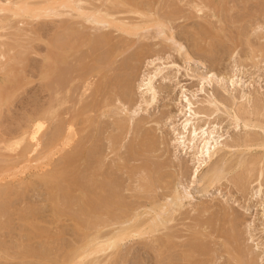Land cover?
Here are the masks:
<instances>
[{
    "label": "rangeland",
    "instance_id": "1",
    "mask_svg": "<svg viewBox=\"0 0 264 264\" xmlns=\"http://www.w3.org/2000/svg\"><path fill=\"white\" fill-rule=\"evenodd\" d=\"M8 1L11 2L10 0H0V4L8 5ZM12 1L16 2L18 0ZM36 1L39 0H31L29 2L33 3ZM220 1L222 4H220ZM125 2L123 0H99V10H111L113 18H137L140 21H144V18H162L167 25L165 34H168L166 36L174 38V41L163 40L164 36L157 35L159 31L157 28H146L145 24H139L142 27L140 35L128 36V39L133 41V46L123 57L117 60L119 67L116 66L117 69L114 68V71H116L117 78L118 76L129 77V80L127 78L126 80L128 83L130 82L131 90L128 93L133 97V104L130 107L126 106L128 110L124 112L123 101L113 98V100L111 99L112 101L109 100L111 103L106 108L108 106L115 107L118 113L106 111L103 115L96 116L92 126L87 127L88 129L85 128L87 129V132H84L86 135H82V142L75 150L74 156L81 158L86 150L88 158L85 161L76 163L75 177L82 182L83 187H86L84 182L88 177L86 176L87 172L89 169L96 170L99 167L106 175L109 174V177L111 175L112 182L115 184L112 183V188H119V190L115 189L120 191L123 201H126V203L134 201L132 204L140 202V206H146L150 201L155 200L156 197H161L167 191L172 190L171 187L175 188L177 183L181 182V187H186V190L190 192L191 200L189 202L195 211L192 210L191 205L188 206V201H185V207L174 216L175 221L169 223L170 225L168 224V232L173 235L171 241L174 248L172 249L173 251L166 253L168 255L162 254L158 257L156 250H154L156 243H153L152 240H155L153 237L135 239L120 248L119 255L116 254L114 257V264H167L168 261L166 260L169 256L174 259L183 249L195 242L202 243L206 249L204 252L199 253L200 255L194 256V262H197V260L200 262L201 260L202 264H238L232 259L233 256H236L233 250L235 245L233 243L229 245L230 243L226 242L223 234L224 231H232L234 227H236L234 228L236 229L235 231L238 230L237 233H240V235L238 233L239 238L237 235L241 243L239 245H243L244 249L246 247L247 253L250 250V254H246L245 249L247 257L243 259L245 261L246 259H252L253 264H264V176L261 179L257 177L259 170L263 167L262 162L264 160L261 162L262 166L257 164L255 170L253 169L254 172H251V175L249 174L251 181L248 182L246 189H242L238 185L239 175L244 171L240 168L228 174L219 183L214 184L216 186L213 185L203 191L200 189V184L198 185L194 179L197 162L193 158V152L179 145L176 137L177 129H180V122L184 119L183 116H185L187 110V103L184 97L191 98L193 102H196L194 110L198 109L202 113L197 125L199 127L203 126V128L210 127L208 130L216 129L217 134L223 136L225 141L231 143L239 138L258 141L264 137V134L258 128L245 129L243 126H236L234 119L229 118L228 113L230 112L228 111L227 113V110L221 107L220 104L219 111H215L213 106L206 103V101H209L210 95L213 94L217 100L220 99L218 101H221L220 103H223L225 107L229 109L232 107V110L236 108L235 111H244L246 107L245 111L249 109L247 112H250L258 108V110L250 112L252 115L250 113L246 114L244 111L245 117L249 115L247 118H250L252 116V122L254 117V122L259 118V120H264L263 117H260L262 113V116H264V0H132L131 2H126L127 4ZM84 3L81 6L90 10V7L87 8L88 6ZM134 7L136 8L134 9ZM67 9L56 8L51 13V16L41 18H13L7 12H0V26H15L23 30L29 39H32L26 50L21 49L20 52H16L18 51L17 49L5 57L2 55L4 49L2 45L5 44L4 41L7 42L8 40L5 38L6 31L0 30V84L9 77L6 69L10 66L14 70L16 69L14 74L17 73V76L14 79L18 83L16 84L15 80L13 83L8 82L7 85L4 84L5 82L2 84V87L5 86L4 88L11 84V86H14L16 93L12 94L11 91L14 90H11V96L7 103L5 105L1 104L3 105L2 107L0 105V132L6 135L8 133V136H10L9 134L12 135V133L19 135L25 130L29 120H32L34 115L40 110L46 108L52 94V85L46 87L45 80L40 76V68L43 56L46 54V43L59 33L57 30L59 24L62 22L66 24L72 23L71 25L73 26L74 24V28L83 34L85 33L84 35L88 32L89 34L94 33H92L93 30H89V28L92 29V25L81 20L80 18L82 17H79L78 12L76 13L74 10L73 12L70 8ZM133 13L136 14L134 15ZM105 31L117 35L122 34V32L114 31L113 29H104L103 32ZM101 32L97 31L94 34L98 35ZM209 34L215 35L212 37ZM179 45L183 47L181 53L176 50ZM100 49L101 51L105 50ZM137 52L145 54L141 55L140 59L137 58L138 60H134L135 57L128 60L134 53L136 56ZM96 53L99 54L100 52ZM101 53V58H104L106 54L103 55ZM16 56L19 60L14 61L11 59L12 57L16 58ZM20 58L25 60L23 59V63L17 64V62H20ZM89 62L91 63L87 59V63ZM161 64L166 69L154 79L153 83L157 90V96L155 101L150 102L148 95H145L146 91L143 90L145 87H141V85L145 82L144 76L148 75L149 72L152 73L154 68L162 66ZM122 66H126V68L123 69ZM127 67L133 71L129 72V68L126 70ZM211 75H215L219 82L216 78H213V82L211 81L210 85L211 91H209L207 86H203L202 78H208ZM113 79L116 81V78ZM87 81V79L76 80L71 97L77 96V99L81 95V91ZM231 81L234 82V86L231 85ZM202 89L203 92L200 91ZM224 89L228 92H225L226 90L224 91ZM6 90H9V87ZM240 91L247 95L250 94V97H248L250 103L247 100L248 98L245 101L244 98L241 99L239 97L242 94ZM231 94L236 98L235 103L231 100ZM144 97L147 104L141 103ZM250 98L257 101L254 100L253 102ZM241 104L245 105L242 106ZM67 105L69 106L70 103L68 102ZM65 106H62L61 108L63 109L60 110L64 112L61 115L63 122L70 118L68 114H65V111L67 110L69 113L70 109H73L72 106H67L68 108ZM96 111L98 112L99 110ZM128 111H135V113L132 115V112ZM255 111H258L256 113H259V111L262 113H259L258 117L254 113ZM97 112H95L96 115ZM95 113L93 112V114ZM83 115L85 119V113ZM203 115H209V118ZM130 116H133L134 120L127 119ZM61 119H52L45 128L40 137V145L44 149L51 144V141L53 142L57 135ZM78 119L79 121L81 120L80 115ZM84 123L81 120L74 127L76 130H80ZM143 140H146L144 145L150 148L144 152H142V149L138 152L140 143ZM3 145L0 143L1 156L2 153L7 154L6 149L13 148V145H4V147ZM14 149L15 147L13 148V153L15 154L16 149ZM251 149L249 154H247L250 157L253 156L252 154L260 156L264 151L263 149H255V147ZM13 153L11 152L10 154L14 155ZM2 157L0 158V165L3 160ZM63 157L53 155L50 162H43L42 169L39 168V170L32 173H20L22 176L18 175V179L17 177L15 179L10 177L12 179L10 180L7 177L10 181H7L6 185L0 190V192L3 191L0 193L2 194V196L0 195V214L3 213V221L0 222L3 227V231L0 232V246H9L8 249H11L21 240L20 235L22 234L24 222L20 219L21 216L19 214L21 212L23 215L24 212L25 216H30L33 219L32 225L34 224V228L36 227L35 231L39 233L36 232L35 242L31 244L33 246L37 244L36 248H34L37 249L38 247L43 253L44 249L48 252L45 250L43 259H34L28 256L24 262L36 261L40 264H47L46 261L50 260L48 257L50 256V258L54 257L53 260H50L51 264H64L74 254V251L88 240L90 233L87 228L78 225L74 221L77 215L76 219H80L79 221L81 222L86 218L83 216L85 215L83 203L86 199H75L63 194L68 187L67 184H64L65 182L63 184L60 183V179L58 181L61 187L59 185L58 187L61 191L59 189L58 191L53 190L52 187L54 184L52 181L58 178L59 170L56 169H60L61 165L59 166V164ZM97 161L101 165L98 166L96 164ZM71 167L69 166V168ZM153 168L158 169V172L157 170L155 171L160 174L161 178L157 179V176H154L157 180H154L153 184H149V170H153ZM53 170H56V174L51 173ZM100 170L99 172L102 173ZM41 171H43V174L38 175ZM73 172L71 170V174ZM66 179L70 183L69 177ZM260 180L263 186L259 183ZM50 182L51 184H49ZM259 184L262 186V191L258 194ZM148 187L152 188V192L147 193ZM55 191L58 192L56 196ZM115 192L117 191L115 190ZM3 193L6 194L5 198ZM59 193L62 194H60L62 197ZM96 194H99L98 190H96ZM70 197L74 201L69 199ZM54 202L57 206L53 205ZM53 206H56L55 209ZM57 207H59V213ZM80 208H83V212ZM68 209L72 211H67ZM11 210H15L17 215ZM28 211H30L31 215ZM55 211L58 213L56 216ZM26 212L27 214H25ZM66 212L72 213L71 216L74 219ZM32 213L35 216L34 218ZM4 218H7V220ZM233 219L238 221L232 222ZM206 222H208V225H206ZM193 229L198 233H196L198 237L193 235L194 231L191 232ZM40 230L43 231L44 235L39 232ZM221 231L223 232L221 233ZM48 233L50 234L49 236ZM40 234L45 242L41 240ZM160 234L157 235L161 236ZM51 235L56 237L52 238ZM37 237H41V239H37ZM143 240L144 242H142ZM38 243L43 249H40L42 247ZM45 243H47V247ZM146 243L153 244H150V246ZM48 244L52 248H48ZM168 246L166 248H170ZM52 249L58 252L57 255L55 254L56 251L53 254ZM161 249L163 251L166 250L164 248ZM229 250H232L234 254L229 255L231 254ZM10 251L11 253L7 252V255L9 254L11 258L8 257L9 255L6 256L5 254L2 256L0 254V264H28L22 263L19 256L12 250ZM227 251L230 253L228 254ZM12 254H14V259ZM102 255L106 256L108 254ZM102 255L97 254L94 257H90L89 260L95 259L99 262L100 259L105 257H101ZM45 258L48 259L46 260ZM179 258L180 256H178V260L176 259L177 264H179ZM242 263L239 261V264ZM180 264H184L181 259Z\"/></svg>",
    "mask_w": 264,
    "mask_h": 264
},
{
    "label": "bare ground",
    "instance_id": "2",
    "mask_svg": "<svg viewBox=\"0 0 264 264\" xmlns=\"http://www.w3.org/2000/svg\"><path fill=\"white\" fill-rule=\"evenodd\" d=\"M10 1L11 2L8 1L7 2L8 5H5V6L4 4L3 5L0 4V12H7V14L13 18L14 17L41 18V17H45L49 15L51 16V13L56 8L58 9L60 7L62 9L70 8L71 11L74 10L76 11V13L77 12L79 13V17H82L80 18L81 20L92 25V29L89 28V30H93L92 33L93 32L96 33L97 31L103 32L104 29H113L114 31L122 32V34L117 35V34H113V33L105 31L106 33L101 32L102 34L100 33L98 35H95L94 33L89 34V32L86 35H84L85 33L83 34L80 31L76 30V28H74V24L73 26L71 25L72 23L66 24L62 22L59 24V26L57 27V30L59 31V33H57L55 37L48 40L46 43V47H47L45 49L46 54L43 56V60H42L43 62L40 68V76L42 77V79L45 80L46 87L47 86L49 87V85H52V94L50 96V100L48 101L46 108H43V110H40L38 113H36L33 119L29 120L25 130H23L19 135L12 133V135L9 134L10 136H8V133L6 135L5 133L0 132V141H1L0 143H2V145L4 144L5 146L13 145V148L15 147L16 149V153L14 154L13 148H11L12 151L9 148L8 149L5 148L7 154L2 153L3 157L0 155L3 158V160L1 159L2 162L0 165V190L6 185L7 181L12 180L10 177H14L15 179L18 175H21L20 173H27V172L32 173L33 171L35 172L39 170V168L42 169L41 167L43 165V162L44 161L50 162L53 155L64 156L59 164V166L61 165L59 167L60 169H56V170H59L58 178H55V180L52 181V183H54L52 186L53 190L58 191L59 181L62 184L65 182L64 184H67L68 188H66L65 191L63 190L64 191L63 194H66V196H71L72 198H75V199H83V200L86 199L83 203L85 208L82 206L84 208L83 211L85 214L83 216L86 217L84 221L81 222L79 221L80 219L79 220L76 219L78 215L74 219V217L71 216L72 213L70 214L68 212L66 213H68L74 219V221H76L78 225L82 227H86L90 233L88 236V240L85 243H83L81 246H79L77 249L75 248L76 250L74 249L75 250L74 254L72 253L73 255H71V257H69V260H67L64 264H100V263L111 264L112 262L114 264V261H113L114 257L116 256V254L119 255L120 248L124 244H126L127 242L134 241L135 239H149L150 237H153L155 239L152 241L153 243H156L155 246L153 245L156 248L154 249L153 246L152 248L156 250L155 252L158 254V257H160L162 254H166L167 252L169 253L170 251H173L172 249L174 248L172 246V241H171L173 235H171L168 232L167 226H169L170 225L169 223H171L172 221H175L174 216L180 213L181 210L185 207L186 205L184 203L185 201H188L189 203L188 206L191 205L189 202L191 200L190 192L186 190V187L185 188L181 187L182 186L181 182H178L175 188L171 187L172 190L167 191V193H165L161 197H158V198L156 197L155 200L153 199L152 201H150L146 206L144 205L140 206L139 205L140 202L138 203L136 201H135L136 204H132V202L134 203V201H131L130 202L131 204H130L128 202L126 203V201H123L124 199L122 198V196H120V191H118L119 188L115 187L118 190L115 188H112L113 180H112L111 175H110L111 177L110 178L108 176L109 174L106 175L104 172H102L99 169V167H97L96 170L89 169L86 175L88 176L87 180L84 182L86 187H83L82 182L75 177V167H76L75 165L79 161H83V160L85 161L88 158V156L86 155V150L83 152L81 158H77L74 156L75 150L77 149L79 144H81L82 142V138H81L82 135H86L85 133L87 132V129H88L87 127H89L90 125L92 126V123L95 122L96 116L103 115L104 112L106 111L118 113L115 107L108 106L106 108V106L111 103L109 100L111 99L113 100V98H116V99L123 101L122 103H123L124 112L125 110H128L127 107H130V105L133 104V97L128 93L131 90L130 82L128 83L126 80V78L129 80V77L120 76L122 77L120 79V77L118 76L117 78L116 71H114V68L117 69L116 66H118L117 60L123 57V55L133 46L132 44L133 41L128 39V36L129 35L138 36V34L140 35L142 27L139 24H145L146 28H151V29L152 27L157 28L159 30V31L157 30L158 31L157 35L162 36V37L164 36L163 40L173 42L174 38L166 36L168 34L167 32H166L167 34H165L167 25L164 23L162 18H152V19L144 18V21H140L137 18H125V19L113 18L112 17L113 12L111 10L109 11H106V10L100 11L101 9L99 10L100 8L99 0H85V1L83 0H61L57 2L52 1V0H39L33 3L29 2L31 0L29 1L28 0H18L16 2L12 0ZM123 1L131 2L132 0H123ZM83 2H85L84 4L88 6L87 8L90 7V10L86 9L85 7L84 9L81 6ZM220 4H222V2ZM135 8L136 7H134V9ZM0 30L6 31L5 38L8 40L7 42L4 41L5 44L2 45L4 47L3 51L5 50V52L2 51L3 56L7 57L8 55H10L11 52L13 51L15 52L17 49L18 51L16 52H20L21 49L26 50L27 47H29V44L32 39H29L27 34L23 30L18 29L15 26H7V27L0 26ZM209 35H212V34H209ZM214 35L215 34H213L212 37ZM81 47L82 48L84 47L85 50L83 49L84 50L83 51ZM100 48L105 49V50L101 51ZM176 50L177 52L181 53V51L183 50V47L179 45L176 48ZM96 52L98 53L103 52L101 54L103 55L106 54V56L105 57L103 56L104 58H101L102 56L100 55V53L97 54ZM142 52H139V53L137 52L138 54L136 53V56L134 53L133 56L129 57L128 60H130V58L134 59V57H135L134 60H138L137 58L140 59V56L145 54V53L142 54ZM19 55L21 56L20 53ZM97 57L100 59H98ZM11 59L14 61L15 60L17 61L18 58L16 56V58L12 57ZM23 59L20 58V62H17V64L18 63L20 64L21 62L23 63ZM87 59L91 61V63L89 62L90 65L89 63H87ZM122 68L125 69L126 66L125 67L122 66ZM128 68L129 67H127L126 70H128ZM131 69L133 68L131 67ZM165 69L166 67L163 65L157 68H154V71L152 70L153 71L152 73L149 72L148 75L146 74L144 76L145 82L143 84L141 82L142 84L141 87L142 86L145 87L143 90L146 91V94L145 92L144 94L148 95L147 97H149L148 100L150 102L155 101L156 96H157V90L154 87V83H153L154 79L157 75H160ZM15 70L11 66L8 67V69H6V72H8L9 77L6 78L7 80L5 79L4 81L5 83L3 82L4 84L7 85L8 82L10 83L15 82L16 79L14 78L17 76V73L14 74ZM111 70H113V72H111ZM130 71H133V70H130L129 68V72ZM113 78H116V81H114ZM213 78L214 79L216 78L215 75H211L208 78L207 77L202 78L203 86H207L209 88V91H211L210 85H211V81ZM79 79H87L88 81L86 82L84 88L82 89L81 95H79V97L76 99L77 96L71 97V94H72L71 92L73 89L74 82ZM216 79L218 81V78ZM3 83L0 84V105L1 104L5 105L7 103V100H9L11 96L10 94L11 92L12 94L16 93L15 92L16 90H14V86H11L10 84V86H7V88L9 87V90H6L7 88H4L5 86L2 87ZM16 84H18L17 80H16ZM231 85L232 86L235 85L233 81H231ZM105 88H107L106 90L108 91L106 90L104 91ZM11 90H14V91H11ZM225 90L226 89H224V91ZM200 91L203 92V89ZM225 92H228V91L226 90ZM240 93L242 94H240L241 96L239 97L241 99L244 98L245 101L248 100L249 102L248 97H250V94L247 95L246 93L241 92V91ZM210 96H209L210 97L209 101H206V103H208L210 106H213L214 107L213 109L215 111H219L220 109L219 104H220L221 107L227 110V113L228 111L230 112L228 113L230 116L229 118H232V120L234 119L236 126H243V128L245 129H249L251 127L258 128L260 131H262V134H264V120H259L260 119L259 118V119H256V121L254 122L255 120V117H254V120L252 122L251 120L252 116L250 118H247L249 115L248 116L246 115L247 117H245L244 111L246 110V107L244 108L245 109L244 111L240 110L242 107L239 109L240 111L238 110L235 111L236 108L233 109L234 110L233 111L232 107L230 109L225 107L223 103H220L221 101H218L220 99L217 100V98L214 97L213 94ZM184 98L187 103L186 105L187 110H186L185 116H183L184 119L180 122V129L179 128L177 129V136H176L177 143L186 149H190L193 152V158L197 162V165L195 166L196 168L194 171V179L197 181L198 185L200 184L201 186V187L199 186L200 189H202L203 191L206 190L208 187H211L214 184L219 183L222 179H225L226 176L230 174L231 172H233L234 170H237L240 168H242L244 171H242L243 173L239 175L238 185H240L242 189L244 188L246 189L248 182L251 181V179H249V177H251L250 173L254 172L257 164H260L262 166L261 162L262 160H264L263 158L264 151L261 154L262 156L261 155L257 156V155L252 154L253 156L250 157V155H247V154H249L250 149L254 147L255 149L264 150V137H262L258 141L249 140V139L242 140V138L241 139L239 138L240 140L239 139L237 140L235 138L237 141H235L234 139L235 142H231V143L227 142L223 139V136H220L217 134L218 132L216 131V129L213 128L214 130L213 129L208 130V128L210 127L203 128V126L199 127L197 125V121L199 120L202 113H200V111L197 108H196L197 110H194L195 109L194 105H196V102H193L191 98H188V97H184ZM251 99L252 98H250V100ZM231 100L233 103H235L236 98L232 95ZM68 102L70 103L69 106L67 105ZM141 103L147 104L145 97L143 98ZM3 105H1V107ZM64 105H66L65 107L72 106L73 109H70L71 111L69 113L67 110H66L67 112L65 111V114H68L70 118L67 121L64 120L63 122V120L61 119V115L64 112L60 110L63 109L61 107L62 106L64 107ZM256 109L258 110V108H255L254 110ZM96 110H99V111L97 112ZM254 110H251V111H254ZM135 111L133 112L128 111V112H132V115H133ZM247 111H249V109ZM247 111H245L246 114L251 112V111L250 112H247ZM260 111L259 113L261 114L262 112ZM93 112L94 113L97 112V115L96 113L93 114ZM256 112L258 111L254 112L258 116L259 113H256ZM84 113L86 116L85 119L83 118ZM250 114L252 115V113ZM262 114L260 117L264 118ZM79 115L83 123L84 122L86 123V126L84 123L83 127H81L80 130H76L74 125L81 121V120L79 121L78 119ZM203 116H206V117L208 116L209 118V115H203ZM132 117L131 116L127 117V119L130 118L131 120L134 118ZM52 119H61L60 120L61 122L59 124L60 126L58 127L59 129H58L57 135L56 134H55L56 136L54 135L55 138L53 142L51 141V144L50 145L48 144L49 146H46V148L44 149V147L42 146L43 147L42 148L40 145V137L42 136L45 128L48 126V124L50 123ZM97 122L99 121L97 120ZM144 144H146V140L141 141L138 152L141 149H142V152H144L150 148V147H146V145ZM42 149L44 150L42 151ZM11 152L14 155H11L10 154ZM87 154H88V151H87ZM19 159H22V160H19ZM262 163H263V167L261 168L259 166L261 169L259 170V175L257 176L259 179H261V177L264 176V161ZM96 164L98 166L101 165L100 162L98 161L96 162ZM69 166H72V167L69 168ZM56 170H53L51 173L56 174ZM71 170L74 171L72 174H71ZM99 170L102 173H100ZM155 170H157L158 172V169H155V168H153V170L152 169L149 170V175H150L149 180H148L149 184H153L154 180L161 178L160 174H157ZM42 174H43V171L38 173V175H42ZM154 176H157L156 177L157 179ZM7 177H9L10 180L7 179ZM68 177H69L70 183L66 179ZM51 179H49V181H51ZM58 179L60 180L58 181ZM110 179L111 181H109ZM259 183H261V180ZM49 184H51V182ZM261 184L258 185V190L256 189L258 191V194L261 193L262 191L263 184L262 186ZM151 187H148L149 189L147 190L148 191L147 193L152 192ZM4 189H7V188H4ZM96 190L99 191V194H96ZM115 190L117 192L114 193ZM59 191H61V189H59ZM2 192L3 191H1L0 193ZM118 192L119 194H117ZM54 193H55V196L58 194V192L56 191ZM54 193H51V194H54ZM60 194L61 193H59V195ZM0 195L2 196V194ZM5 195L6 194H4V198H5ZM71 197L69 199L74 201ZM53 205L57 206L55 202ZM58 206H61V205H58ZM57 208H58L57 211L59 213V207ZM193 208L194 207L192 206V210H194ZM82 209L80 208L81 211ZM15 210L14 211L11 210V211L15 212ZM69 210L70 209H68L67 211ZM71 211L72 210H70V212ZM16 212L19 214L17 210ZM28 212L31 215L30 211ZM58 213L57 212L56 214L54 213L55 216ZM25 214H27V212ZM19 216H21L20 219L24 222L23 224L24 226L22 228L23 229L22 234L20 235L21 240H19V242L16 243L15 247L11 249L10 248L8 249L9 246L8 247L0 246V254L2 256H4L5 254L6 256H8L9 254L7 255V252L11 253L10 250H12V252H14L17 256H19L22 263L40 264V263H37L36 261H33V262L25 261L24 262V260H27L28 256H31L34 259H41V258L43 259V256L45 257L46 249H44V253H43V251L39 250L38 247L37 249H35L36 248L35 246H37V244L35 246L32 245L35 242L34 239H35V234L37 232L35 231L36 227L34 228L33 226L34 224L32 225L33 219L30 216H25L24 212H23V215L20 212ZM32 217L33 218L35 217L34 214ZM2 219H3V213L0 214V222L3 221ZM4 219L7 220V218H4ZM237 219H233L232 222H235V220ZM203 224L205 225V223ZM206 225H208V222H206ZM234 228H232V231L230 232L221 231V233L223 232L226 238V242L228 244L230 243L229 245H231L232 243L235 245L233 246V250L235 251V254L232 252V250H229L231 254H229L230 252L227 251L228 254L236 255L233 257L231 256L233 261H235V263L237 262L239 264V261H240L243 263L245 262L244 264H253L252 259L250 260L246 259V261L244 260L245 259L244 257H247L246 254H250L249 253L250 250L247 253V249L245 247L246 249V254H245V249L243 248L244 246L239 245L240 242L238 238H239L240 233L238 232L239 233L238 235L237 233L238 230L235 231L236 229ZM1 231H3L2 223H0V232ZM192 231H194V229L191 230V232ZM39 232L43 233V231L41 230ZM193 233H194L193 235L198 237L197 235L198 233L196 231H194ZM56 234L58 235V233ZM157 234H160L161 236ZM49 235L50 234L48 233V236ZM237 235H238V238H237ZM41 237L40 238L37 237V239L38 238L41 239ZM53 237L54 236H52V238ZM52 238L50 239L53 240ZM41 240H43V237ZM47 241H48V238H47ZM43 242L45 241L43 240ZM142 242H144V240ZM38 244L40 245V243ZM45 244L47 247V243ZM150 244L151 243L147 245H150ZM201 244L200 242L198 243L195 242L191 244L190 246L186 247L185 249H183L181 253L178 254V256H180L178 263L180 264V259H181L184 264H202L201 260L200 262L198 260L197 262L193 261L194 256L200 255L199 253L204 252V250L206 249V247H204L203 244L202 245ZM50 246L51 245L48 244V248H52ZM53 246L55 247L54 244ZM150 246L148 247L151 248ZM167 246L170 248H166ZM161 248L166 249L164 250L165 252ZM40 249H43V247ZM54 251L52 249L53 254H54ZM57 253L58 252L56 251L55 254L57 255ZM106 253L108 255L106 256L102 255ZM97 254L99 255L101 254L102 255L101 257L105 256L106 258L104 257L103 259H100L99 260L100 263L98 262V260L96 261L95 259L89 260L90 257H94ZM12 255L14 259V254ZM178 256L176 257L178 258ZM8 257H10V255ZM48 257L50 260L51 259L53 260L54 258V257L50 258V256ZM176 257L174 259H171L169 256L167 260L166 259L165 260L168 261L167 264H177ZM50 260L46 261V263L51 264Z\"/></svg>",
    "mask_w": 264,
    "mask_h": 264
}]
</instances>
